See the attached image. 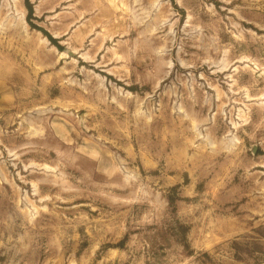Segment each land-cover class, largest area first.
<instances>
[{
  "label": "rangeland",
  "instance_id": "1",
  "mask_svg": "<svg viewBox=\"0 0 264 264\" xmlns=\"http://www.w3.org/2000/svg\"><path fill=\"white\" fill-rule=\"evenodd\" d=\"M0 264H264V0H0Z\"/></svg>",
  "mask_w": 264,
  "mask_h": 264
},
{
  "label": "trees",
  "instance_id": "2",
  "mask_svg": "<svg viewBox=\"0 0 264 264\" xmlns=\"http://www.w3.org/2000/svg\"><path fill=\"white\" fill-rule=\"evenodd\" d=\"M28 3V10H29V14H28V18H31L32 17V13H33V8H32V5L29 3V2H27ZM49 38H50V40L53 42V43H56L59 47H61L59 44H58V42H57V39L56 38H54L53 36H51V34H49L46 30H44V29H42V28H40Z\"/></svg>",
  "mask_w": 264,
  "mask_h": 264
}]
</instances>
